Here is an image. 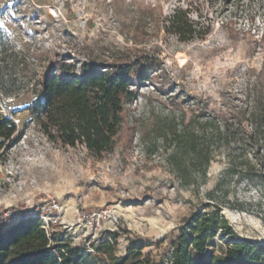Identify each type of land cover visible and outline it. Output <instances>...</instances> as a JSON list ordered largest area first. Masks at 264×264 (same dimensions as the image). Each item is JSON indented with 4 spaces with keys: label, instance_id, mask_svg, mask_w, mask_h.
Masks as SVG:
<instances>
[{
    "label": "rangeland",
    "instance_id": "rangeland-1",
    "mask_svg": "<svg viewBox=\"0 0 264 264\" xmlns=\"http://www.w3.org/2000/svg\"><path fill=\"white\" fill-rule=\"evenodd\" d=\"M176 11L195 38L167 30ZM141 56L162 70L135 84L113 151L52 142L33 120L60 63ZM0 103L19 136L0 151V215H47L53 240L84 251L115 234L117 255L144 244L169 264L185 219L220 207L264 244V0H0Z\"/></svg>",
    "mask_w": 264,
    "mask_h": 264
},
{
    "label": "trees",
    "instance_id": "trees-1",
    "mask_svg": "<svg viewBox=\"0 0 264 264\" xmlns=\"http://www.w3.org/2000/svg\"><path fill=\"white\" fill-rule=\"evenodd\" d=\"M167 22V30L181 40L197 36L194 22L185 13L176 11ZM159 70L161 63L147 56L103 67L62 62L42 77L31 116L50 141L83 145L101 157L116 146L126 108L137 98L135 84L153 79ZM18 139L17 124L3 116L0 107V151ZM219 235L228 239L214 245ZM114 240L115 234L94 245V252L84 251L67 241H51L39 217L15 220L13 215H0V264H162L142 253L144 244L117 255ZM170 249L169 264H264V244L238 239L220 207L185 219Z\"/></svg>",
    "mask_w": 264,
    "mask_h": 264
},
{
    "label": "built area",
    "instance_id": "built-area-1",
    "mask_svg": "<svg viewBox=\"0 0 264 264\" xmlns=\"http://www.w3.org/2000/svg\"><path fill=\"white\" fill-rule=\"evenodd\" d=\"M0 107H1V113L3 116L4 115V109H3V106L1 105L0 103ZM54 207H57V204H54L53 205ZM37 217L40 218L41 220V225L42 227L46 230L47 234L49 237H52V230H51V224L53 222V219H51L50 217H48L47 215H43L42 213H39L37 215ZM51 241H52V238H51Z\"/></svg>",
    "mask_w": 264,
    "mask_h": 264
}]
</instances>
